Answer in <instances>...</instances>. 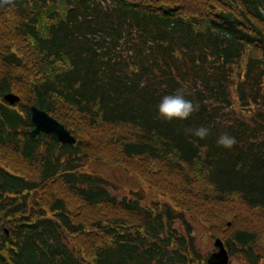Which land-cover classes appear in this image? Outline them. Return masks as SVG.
Segmentation results:
<instances>
[{"label": "trees", "instance_id": "trees-1", "mask_svg": "<svg viewBox=\"0 0 264 264\" xmlns=\"http://www.w3.org/2000/svg\"><path fill=\"white\" fill-rule=\"evenodd\" d=\"M261 8L264 0L0 7V98L20 99L0 103V264H186L170 220L187 210L235 253L264 246ZM177 90L199 111L167 122L158 105ZM30 106L76 143L31 137ZM201 126L203 140L189 131ZM225 133L238 142L231 150L217 145ZM80 158L137 173L176 209L109 197Z\"/></svg>", "mask_w": 264, "mask_h": 264}, {"label": "rangeland", "instance_id": "rangeland-1", "mask_svg": "<svg viewBox=\"0 0 264 264\" xmlns=\"http://www.w3.org/2000/svg\"><path fill=\"white\" fill-rule=\"evenodd\" d=\"M0 103L3 104L1 99ZM79 163L83 173L100 178L104 181V191L109 197L111 196L116 199H134L140 206H147L152 201H156L159 204H169L170 206L173 204L166 196L156 194L149 186H146L143 179L137 173L128 171L125 168L123 169L122 166L109 164L103 160L88 158H80ZM172 208L176 209L173 206ZM170 221V231L175 237L177 236V239L179 236L188 235L190 237L192 244L191 250L194 249L198 259H204L208 257L210 253L216 251L214 240L218 237L213 236V233L208 230L207 226L191 211H184L182 215L179 214L176 216V219ZM256 245L257 246L252 247L256 254L251 252L248 255L249 259L251 261L254 256H259L260 254L262 259L257 264H264V246L258 243ZM229 264L245 263L234 255Z\"/></svg>", "mask_w": 264, "mask_h": 264}, {"label": "clouds", "instance_id": "clouds-1", "mask_svg": "<svg viewBox=\"0 0 264 264\" xmlns=\"http://www.w3.org/2000/svg\"><path fill=\"white\" fill-rule=\"evenodd\" d=\"M4 5H14V0H0V7ZM264 12V8L260 9ZM199 104H193L190 100L185 99L183 90H177L176 93L166 95L158 105L159 117L167 122L174 120L185 121L189 119L193 113L199 111ZM194 136L203 140L208 137L210 130L201 126L196 129L189 130ZM235 137L225 133L217 139V145L224 149L231 150L236 144Z\"/></svg>", "mask_w": 264, "mask_h": 264}, {"label": "water", "instance_id": "water-1", "mask_svg": "<svg viewBox=\"0 0 264 264\" xmlns=\"http://www.w3.org/2000/svg\"><path fill=\"white\" fill-rule=\"evenodd\" d=\"M3 99L9 105H15L19 98L12 94H6ZM30 121L33 125V129L30 132L31 137H36L38 134L52 135L59 143L62 144H75L76 140L70 135V133L55 119L50 117L45 111L38 109L35 106L30 107ZM217 248L216 252H213L207 259L206 264H227L228 255L223 247V243L220 239H216L214 242Z\"/></svg>", "mask_w": 264, "mask_h": 264}, {"label": "flooded vegetation", "instance_id": "flooded-vegetation-1", "mask_svg": "<svg viewBox=\"0 0 264 264\" xmlns=\"http://www.w3.org/2000/svg\"><path fill=\"white\" fill-rule=\"evenodd\" d=\"M6 234H8V232H6ZM227 250H228V252H229V256L231 257V255H232V253H233V250H232V249H229L228 247H227ZM251 252H253L254 254H256V253L254 252V249H253V248H252V249H249V250H247V251H245V255H246V256H245L244 260L247 262V264H257L258 262H260V260L262 259V257H261L260 254H259V256L256 255V256H258L257 261H255L254 258L251 259V261H250L248 255H249ZM254 257H255V256H254Z\"/></svg>", "mask_w": 264, "mask_h": 264}]
</instances>
